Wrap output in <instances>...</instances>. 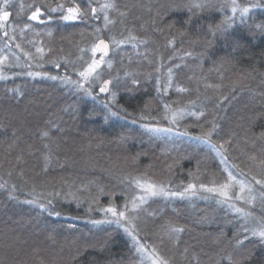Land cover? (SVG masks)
Here are the masks:
<instances>
[{
    "label": "trees",
    "instance_id": "1",
    "mask_svg": "<svg viewBox=\"0 0 264 264\" xmlns=\"http://www.w3.org/2000/svg\"><path fill=\"white\" fill-rule=\"evenodd\" d=\"M200 1L110 0L115 4L111 9L114 32H132L147 43L137 40L109 55L113 66L102 65L100 79L86 85L93 96L64 85V78L61 82L27 75L0 79V185H4L0 188V264H137L138 253L121 229L90 220L99 206L120 203L123 176L157 183L190 174L206 182L226 180L199 141L183 137L167 146L168 139L155 136L134 116L146 105L145 112L154 108L161 114L156 80L160 73L167 78L168 68H172L173 84L169 93L194 101L195 111L204 112L197 123L201 131L195 125L189 131L202 134L215 121L218 128L211 141H229L225 147L231 161L241 162L247 171L264 172V31L249 30L251 22L256 27L263 21L258 16L244 23L234 21L223 36L218 33L213 38L208 26L228 15L197 9L193 16L183 7ZM77 3L82 9L89 7L88 0H8L7 5L0 0V8L11 14L6 27L0 28V47L7 39L4 32L10 31L7 24L17 36L21 29L27 34L38 32L47 60L67 59L65 76L81 82L78 70L84 65L78 64L97 39L94 30L99 22L91 15L66 22L59 19L60 13L52 14L51 20L42 16L45 23L28 19L33 4ZM211 3L224 8L228 0ZM46 30L51 35H43ZM234 42L241 44L238 50L233 49ZM126 73L139 83L132 85ZM106 79L113 80L117 103L132 114L127 119L123 112L111 116L99 101L97 86ZM125 83L132 91L125 89ZM177 86L188 91L177 92ZM45 131L49 136L43 135ZM37 197L44 203L52 199L62 215H49L25 202ZM96 197L99 204L93 203ZM255 205L264 212L259 200ZM147 207L153 212L154 219L146 221L152 234L174 226L184 229L178 241L162 236L157 241L169 264H229V256L236 264H264V242L243 231L244 220L238 214L218 209L214 201L192 208L184 199H158L150 200ZM238 233L242 240L248 237L243 248L234 245Z\"/></svg>",
    "mask_w": 264,
    "mask_h": 264
},
{
    "label": "snow or ice",
    "instance_id": "2",
    "mask_svg": "<svg viewBox=\"0 0 264 264\" xmlns=\"http://www.w3.org/2000/svg\"><path fill=\"white\" fill-rule=\"evenodd\" d=\"M5 5H7L8 0H4ZM93 0H89V7L87 9H82L80 4H74V6H68L65 7L63 4H56L55 7H52L48 4H33L29 7L33 10L31 11V15L28 17L31 21H37L38 23H45L46 21L41 19L42 16H47L48 20H51L52 13H60L59 19L63 21H77V20H83L89 17L90 15L94 18H99L97 13L96 7H91V3ZM257 7H260L261 5L257 4L255 5ZM179 8L180 5H177ZM193 16L196 15L197 9H199L201 12L204 10L208 11H224L225 9L223 6H217L213 3H211V0H208V2H201V3H189L184 5ZM115 8L114 3H104L100 5L99 10L101 12H104L103 20L105 22V28L108 27L109 24H114L115 21H112L109 19V16L107 15L108 9ZM238 6L235 4V0H233V4L231 7V12L235 14L237 12ZM248 7H243L240 9L241 16L243 17L249 12ZM10 12L4 10V8H0V28L6 27V22L9 21ZM123 15V13H121ZM234 15L232 17L225 16L221 23L215 25L214 27L209 25L208 26V32L215 38V36L219 33L220 35H224L228 29L232 26L234 22ZM191 22V17L187 21V23ZM242 22H244L242 20ZM26 28H30L31 25H25ZM203 27V26H202ZM257 27H260L262 31H264V25H257ZM16 29L13 28V32H15ZM101 29H97V34L100 33ZM23 32V29H21V33ZM5 36H8L9 33L7 31L4 32ZM51 35V33H49ZM181 35H184V33H181ZM13 40L16 38L15 35L11 37ZM128 41H137L139 43H147L146 40H139L138 37L132 36L129 34V37L127 38ZM124 43L123 40H116L115 37H111V44L119 47L120 44ZM169 43L174 44L175 40H170ZM206 43L210 46L211 41H206ZM17 48L20 47L19 44L16 45ZM234 50H238L241 47V44L239 42H234L232 45ZM43 48H37V52L43 53ZM83 51V50H82ZM89 51L92 53V57L90 58V61H86L87 67L84 68V70L79 71V76L84 80L85 83H89L90 79H100V74L97 72L98 69L101 68V65L107 64L108 68H111L112 61L111 59L105 60V57L109 56L110 51V45L109 42L106 41L104 38L97 35V39L92 43L91 47L89 48ZM100 53L101 56L99 59L95 58L96 54ZM205 53H201L199 55H204ZM26 55H29L26 53ZM188 56H192V52L186 53ZM7 59V57L0 58V64H3V62ZM83 59V57H81ZM59 66V65H57ZM178 67V65H177ZM159 71V69H157ZM39 73H37L38 75ZM29 75H32V73H29ZM126 76L131 77V84L137 85L139 81L136 79V77L132 73H126ZM3 77L0 76V79ZM51 79H56L57 77H50ZM64 79L70 83H75L77 87H80V81H71L70 78L67 76L64 77ZM113 80L112 79H106L100 81V92L103 93H109L111 96V102H102L104 103L105 108L108 110V113L111 116H120L123 112L124 118L127 119L132 114L127 112V109H124L123 105H120L117 103V93L115 91H112L110 89V85H112ZM172 68H168L167 71V82L163 88V91H167L169 88H172ZM208 87H211V85H208ZM125 89L128 91H132V88L128 86L127 83H125ZM85 93L88 95H91V91L89 88L84 89ZM176 91L183 93L188 91L186 88L183 87H176ZM191 103H194L192 101ZM165 109L168 110V112L171 114L170 118L174 124H177L179 119H182L184 116V110L181 109L179 111H175L171 109L170 105L165 104ZM145 110H147V105L145 106V109L141 110L140 112V119H148L149 116L145 115ZM189 115L195 116L197 120L201 116H204V112H190ZM109 117L105 116V119L107 120ZM152 119H155V117H152ZM133 123H137V120L133 118ZM211 127L204 131L202 129V135L200 137H197V139L200 140H207L208 143H212L211 137L213 133L218 128V125L215 123V121L210 122ZM144 127L148 128L149 125L145 124ZM156 131H159V129H155ZM187 134V133H185ZM45 137L49 136V132L45 131L43 133ZM262 137H264V133L261 134ZM229 141H224L223 143H216L213 145V147L216 150L217 155L221 157L222 162H225L227 160V157L225 156V153L227 152V148L225 147L226 144H228ZM234 167H236L234 165ZM224 171L227 173L226 180L217 185L215 181L212 182L211 187L200 184L197 186L195 183H189L183 191H169L167 190L164 185L157 184L155 182H152L150 180H141L137 179L135 181L136 186L143 190L144 194L140 195L138 197L131 198L129 201H126L123 205V208L118 207L115 202L111 203L107 207L101 206L100 210L105 213V217L103 220H97L92 219L93 224H111L115 223L121 227L124 228L125 232H127L133 239V242L136 244V248L138 252H145L146 249L142 243H140L137 232H138V225L136 221L140 220V212L143 210L142 206L147 203V201L152 197L157 196H165V197H184L185 194H191L195 195L197 194L198 189L203 190L209 193H216L218 197L220 198L219 202L221 204H227L230 208H232L236 213H238L245 221L243 231L250 232L252 237L258 238L261 242H264V217H256L253 215V213L248 210L246 207H240L238 206L234 201H242L245 205H252L255 206L257 200L260 201V205L262 210H264V172L261 173V179H257L256 176H251V180H249L247 177L243 180H238L235 175L229 170L227 167H225ZM251 175V174H250ZM254 182V183H253ZM255 185H260V190L257 192L255 189ZM4 185H0V188H3ZM238 189V191H237ZM11 191H15V185H12ZM101 194H103V189L100 190ZM256 192L257 194H254ZM55 193H50L49 196L54 197ZM110 195V194H109ZM73 199H77L76 197H73ZM26 203L35 205L36 207L42 209L43 211L48 212L49 215H55L57 217L62 215V212L57 210L55 207L52 206V199H48L47 203H44L39 197L37 199L33 200H27ZM93 203L99 204V197H96L93 199ZM89 212L92 211L91 208L88 209ZM151 215V214H149ZM249 223L254 224L253 227H249ZM184 229L182 227H170L167 232L165 233L167 238L172 241H178L179 234L182 233ZM248 237L245 236L244 240L240 238L239 233L234 237V245L238 248H243L245 244V240H247ZM155 252V249H153ZM229 264H236L235 261H233L232 257H228ZM155 264H169L167 260L164 259H157L155 261Z\"/></svg>",
    "mask_w": 264,
    "mask_h": 264
},
{
    "label": "rangeland",
    "instance_id": "3",
    "mask_svg": "<svg viewBox=\"0 0 264 264\" xmlns=\"http://www.w3.org/2000/svg\"><path fill=\"white\" fill-rule=\"evenodd\" d=\"M109 2H110V0H93V2L91 3V7L97 8V13L99 16V18H94V20H96V22H99V24H97V25L95 24L96 26H95V30H94V36L97 37V35H99L100 37H102L105 34L106 37L105 38L102 37V38H104L106 41L109 42V45H110L109 55H113L117 51H119L120 49H124L128 45H133L135 43V41H128L127 38L129 37V34H131L132 36H135V35L132 32H128L126 35L116 34L115 33L116 31L114 32V30H113L115 28V23L109 24L108 27L105 28V26H104L105 22L103 20V16L105 13L101 12L99 10V8H100V5H102L104 3H109ZM203 2H206V1L203 0ZM88 3H89V0H88ZM232 4H233V0H228V3L224 4L225 10L222 11V13L225 15H228V17H232L234 15V17H235L234 21L240 22V23H244V22H246L245 20H248V19L250 20L251 18L254 19L256 16H258L260 19L258 21H261V20L263 21V24H259V25H264V0H235V4L238 6L237 12L235 14H233L231 12ZM257 4H259L261 6L260 7L255 6ZM55 6L56 5H54L53 7H55ZM70 6H74V5H70ZM65 7H68V6H65ZM243 7H248L250 10L246 15H244L242 17L240 9ZM52 14H54V13H52ZM107 15L109 16L110 20L115 21L111 17V9L107 10ZM242 20L244 22H242ZM66 22H72V21H66ZM255 23H256L255 21H254V23L253 22L250 23V25L252 27L249 29L250 32H253V31L263 32L260 27H257V26L255 27ZM7 27H10V31L8 32L9 35L7 36V39L4 43V45L2 47H0V58L7 57V59L3 62V64H0V76L3 77L2 79L10 78V77L18 76V75H27L30 77H43V78H50V77L54 76L57 78L52 79V80H60V82H61V80L64 77H66L65 74H66V71H68V69L66 67L69 66V61L67 59L57 57L54 60H52V62H50L46 58L47 51L44 49V47H43V49H44L43 53L37 52V48H42L40 38L38 39V37H36L39 35L38 32H34V33L31 32L29 34L22 32V33H20V36H17V34L15 32H13L14 27L12 25L7 24ZM97 29H101L100 33H98V34L96 32ZM51 32L52 31L46 30L43 32V35H48ZM13 35H15V37H16L14 40L11 38ZM111 37H115L116 40H123L124 43L120 44L119 47H116V46L111 44ZM17 44L20 45L19 48L16 47ZM26 53H28L29 55H26ZM86 53L87 54L89 53V54L85 55ZM11 55L13 56V59H12ZM84 55H85V59H82V61L80 62V64H78V66L80 67V66L84 65V68H86L87 64L85 62L90 61V58L92 57V53L90 51H88V48H87V50L86 49L84 50ZM100 56H101V54L97 53L95 58L99 59ZM107 58L108 57H105V60H107ZM57 65H59V66H57ZM48 67H51V68L48 69ZM84 68L82 67V69L78 70V72L84 70ZM100 69H98L97 72L100 71ZM29 73H32V75H29ZM37 73H39V74L37 75ZM67 77L70 78L71 81H74L71 79V77H69V76H67ZM80 79H81L80 87H77V85L75 83H70V82L66 81L65 79H63V84L66 86L67 85L75 86L76 90L77 89L84 90L88 83H85L81 77H80ZM166 79H167L166 75L163 73H160L157 77V80H156V83L159 86V89L161 92L160 93L161 94L160 101L163 102L162 108L159 110L161 114L158 115L159 112L154 110V108H153L152 110L145 112V115L149 116L148 119L142 120V119H140V112L136 113L134 116L137 118V120L139 122L142 121L143 123L149 125L147 130L152 132L155 136H158V138H162L165 140L168 139V142L170 144L167 146L171 147L172 146L171 144L173 143V141L175 139H180L183 137L189 141H192V140L194 142L199 141V143L201 144L199 146L204 148L205 155L209 159L214 161L220 167L222 174H225L226 177H227V173L224 171L225 167H227L229 170H231L233 175H235L238 180H243L246 177L249 180H251V176H256L257 179H261L262 178L261 177V173H262L261 171H258L255 169H252V171L251 170L247 171L246 169L241 167V165H240L241 162L231 161L229 159V155L227 153H225L227 160L225 162H222L221 157L219 155H217L216 150L213 147V145L216 143L212 142L210 144L207 142V140L197 139V137H200L202 135L201 133H198L197 130H193V132L189 131L190 128L194 125H195V128H197L199 131H201V125H197V123H198L197 118L195 116L188 114L190 112H196L195 108H194L195 106H193V105H195V103H191L192 101H189V100H184L182 97L172 96L171 95L172 93H169L170 91H172L171 88H169L166 92L163 91V88L167 82ZM92 80L93 79H90L89 83H91ZM109 87L112 91H115L116 93H118L111 85ZM99 88H100V84H98V86H97V91H100ZM96 93L100 97L99 101L111 102V96L109 93H104V95L98 94V92H96ZM89 96H93V95L91 94ZM165 104L170 105L171 109L175 110V111H179L181 109L184 110V116L182 119L178 120L177 124H174L172 122V120L170 118L171 114L164 107ZM196 113H199V112H196ZM152 117H155V119H152ZM155 129H159V131H156ZM185 133H187V134H185ZM234 165L236 167H234ZM127 176H128V178L123 176V178H124L123 185L125 187L124 188L125 191H123V196L120 199V203L117 205L120 208H123L124 203L126 201H129L131 198L138 197V196L144 194L143 190L136 186L135 181L137 179L145 180V178H140L138 176H133V175H127ZM146 180H149V179H146ZM150 181L155 182L151 179H150ZM212 182L213 181H210V182L202 181V180L196 178L193 174H190L182 180L177 179L175 182L173 181V182H167V183H157V182H155V183L164 185V187L169 191H183V189L189 183H195V184H197V186H199L202 183V184H205V185L211 187V186H213ZM216 184L219 185L218 183H216ZM255 189L258 192L260 189V185H255ZM237 191H238V189H237ZM254 194H257V193L254 192ZM158 199H162L164 201H170V200H174V199H184L188 202L189 206L192 208H194L195 205L199 202L214 201L216 203L218 209H223L226 211H230L232 213H236L227 204H221L219 202L220 198L218 197V195L216 193H209V192L199 190V189L197 191V194H195V195L185 194V196L182 198L181 197L157 196V197L150 198L147 201V203L150 200H158ZM234 202L240 207L248 208V210H250L253 213V215L256 217H264V214H263L264 212L260 210L258 205H255V206L245 205L242 201H238V200L234 201ZM147 203L142 206L143 210L140 212L141 219L136 221V223L138 225L137 235H138L140 243H142L146 249L145 252L141 253V252L137 251L136 244L133 242L132 237L127 232H125L123 227H121L115 223H111L114 226H116L117 228L121 229L130 238L131 243L133 244V246L135 248V251L138 253L139 259H138L137 264H155V261L157 259L166 260L161 254V251L159 248L160 245L157 241L159 238H161V236H162V238H167L165 233L167 232V230L170 227H168L165 230L155 232L154 234H152L150 232V230H152V229L146 221H147V219L152 220L154 218H153L152 210H150V208L147 207ZM107 206H109V205H103V207H107ZM100 208H101V206L98 207L97 213L90 217L91 218L90 220H92V219L103 220L104 219L105 213L103 211H101ZM145 208H147V210ZM257 209H259V210H257ZM149 214H151V215H149ZM236 214H238V213H236ZM244 224H245V221H244ZM97 225H101V224H97ZM103 225H108V223H105ZM248 226L253 227L254 224L249 223ZM153 249H155V252L153 251Z\"/></svg>",
    "mask_w": 264,
    "mask_h": 264
},
{
    "label": "water",
    "instance_id": "4",
    "mask_svg": "<svg viewBox=\"0 0 264 264\" xmlns=\"http://www.w3.org/2000/svg\"><path fill=\"white\" fill-rule=\"evenodd\" d=\"M99 94L104 95V93L103 92H100V91H99Z\"/></svg>",
    "mask_w": 264,
    "mask_h": 264
}]
</instances>
